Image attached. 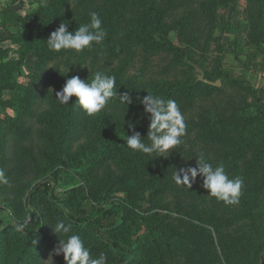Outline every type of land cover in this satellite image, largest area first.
Wrapping results in <instances>:
<instances>
[{"label":"trees","instance_id":"1","mask_svg":"<svg viewBox=\"0 0 264 264\" xmlns=\"http://www.w3.org/2000/svg\"><path fill=\"white\" fill-rule=\"evenodd\" d=\"M234 6V0L38 1L34 10L21 17L23 30L11 37L17 43V49L0 47V105L11 108L14 112L5 110L0 119V152L7 147L4 144L6 139L13 134L22 133L26 117L35 116V112L30 109H38L45 104L43 113H36L38 123L63 129L58 149L61 156L57 157L60 162L47 168V174L43 178L44 186L48 189L47 198L57 214L70 222L75 230L96 222L94 237L107 251L115 254L114 264H133L138 261L147 243L152 245L163 261L173 258L171 264H176V259L182 252L187 256L191 255L192 204L196 194L202 197V203L206 207L210 204V198L220 208L224 205L208 195V190L202 187L199 177L191 188L179 186L173 180L175 170L195 164L185 156L195 155L197 150L214 166L223 164L225 169L230 162H226L223 155L227 151L238 150L240 154L236 157L237 163L250 167V177L244 179L239 205H228L226 210L223 208L220 212L212 210V207L210 211L208 208L205 210L206 220L211 219L216 226L209 235L202 237L200 264H259L260 258L264 256V224L254 210L257 204L255 191L260 187L264 188V178L256 177L264 166L255 157L259 155V149L264 154V144L258 148L247 137L251 132L259 137L258 127L264 133L261 97L256 95L247 78L231 76L230 72L222 71L219 72L221 85L218 86L199 79V73H196L199 72L197 68L204 72V64L202 60L197 61L195 51L202 49L203 57L211 52L215 42L209 34L212 25L220 24L219 29L224 30L226 23L232 25L231 22L238 21L228 18V11L233 10ZM92 11L100 14L103 27L107 30L102 45L78 54L49 50L47 39L61 22L68 23L69 31L75 30L79 24L90 20L88 13ZM171 33L176 35L177 41L171 37ZM8 52L17 53L19 58L7 59ZM232 52L238 55V49L233 48ZM30 53L36 58L35 68L27 82H20L15 77L22 73L19 63ZM157 56L161 58V63L156 62ZM50 62H53V66L48 69ZM182 66L189 68L184 72L183 78H171L169 73L173 67ZM153 69L157 72L151 73ZM96 71L114 75L117 93H130L134 103L127 107L116 97L95 116H87L79 109L75 104V96L70 98L67 105L59 103L55 94L63 88L68 78L79 76L90 81ZM204 77L212 80L205 72ZM200 83L204 86L201 93L197 88ZM4 88L12 89L11 98L3 99ZM246 90L247 93H244ZM148 93L158 94L178 103L185 116L187 135L183 138L184 142L167 158L154 157L151 163L142 164L143 160L134 159V155L131 159H134L133 162H124L122 157L113 156L128 148L126 140L119 141L117 135L119 130L130 129L128 115H142L143 106L139 101ZM250 94L254 97L248 100ZM115 113H122L123 116L117 120ZM92 121L96 123L101 147L85 145L82 152L85 157H81L78 163H71L63 155V146H66L73 134L86 133L92 127ZM148 123L147 120L145 129L135 131L141 132L143 136L144 132L147 135ZM27 130H31V127ZM127 132L129 134L125 132L126 135L133 134ZM245 136L248 146L236 148L237 144H242ZM81 160L83 161L80 163ZM99 161L113 167L102 178L97 174H90L92 168L96 167L93 163ZM144 166L147 172L142 174ZM124 167L129 173L123 179L121 170ZM65 172L80 175L85 183H90V189L104 183L107 192L103 200L91 193L95 200L91 207L81 212L67 210L65 201L56 194L55 187ZM111 173L116 175L115 179L110 180ZM74 176L70 178L73 179ZM82 186L84 188V184L80 187ZM41 190L46 189L39 183L27 196L26 214L31 219L23 232L15 230L16 223L12 222L11 214L0 206V233L4 230L2 225L7 224L11 226L6 227L11 228L19 239H28L20 249L19 263L30 253L29 249L35 244L36 235L47 231L44 212L35 201V196ZM111 191H122V195L109 196ZM108 197H111L110 200H107ZM160 197L167 200V216L172 226L158 227L155 232L156 228L152 224L153 210ZM134 199H138L140 203L137 212L140 225L132 230L128 241H123L115 237L116 232L127 222ZM109 201L111 205L107 206L106 202ZM111 216L114 219L104 221ZM119 218L122 222H119ZM166 218L162 221L165 222ZM25 219L26 217L20 220V223ZM142 227H146L144 232Z\"/></svg>","mask_w":264,"mask_h":264},{"label":"rangeland","instance_id":"2","mask_svg":"<svg viewBox=\"0 0 264 264\" xmlns=\"http://www.w3.org/2000/svg\"><path fill=\"white\" fill-rule=\"evenodd\" d=\"M38 1L47 2V0H0V47H12L17 49L18 45L11 37L17 36L18 32L23 30L21 17L27 12L34 10ZM234 4V9L228 11V18L238 19L239 22H231L232 25L226 23L225 31L219 29L221 28L220 24L212 25L209 29V34L213 36L215 42H213L211 52L203 57L204 51L200 48L197 49L195 51L197 61L202 60L204 64L203 70L212 80L220 78L219 72L222 71L230 72L231 76L247 78L256 95L261 97V103L264 107V0H234ZM171 37L177 41V37L174 33H171ZM233 48L238 49V55L232 52ZM8 54L7 59L19 58L18 54L15 52H8ZM156 62L161 63V58L157 56ZM35 65V56L31 53L28 54L27 57L23 59V62L19 63L22 73L15 76L18 81L27 82L33 73ZM52 66L53 62H50L48 64V69ZM157 67H159V65H157ZM188 69L189 68L186 66L179 68L173 67L169 75L171 78L180 80L185 75L184 72ZM150 72L156 73L157 71L153 69ZM196 73L198 74L199 72ZM197 88L200 91L199 93H201L204 86L200 83L197 85ZM244 93H247V90ZM12 94V89L4 88L2 94L3 99L11 98ZM248 96V100L254 97L252 94ZM43 107H45V104H42V107L38 109L31 108L30 111L35 112V116L33 118L26 117L27 121L23 126L22 133L13 134L4 141L7 147L0 152V169L5 171L9 183L7 185H0V206H3L5 210L11 214L12 222L20 223V220L25 217H30L26 214V200L28 194L37 184L41 183L46 190H41L37 193L35 201L44 212L47 231L45 230L36 235V242L29 249L30 253L19 263L18 255L20 249L26 244L28 239H19L15 236L11 228L6 227L11 225H3L4 230L0 233V264H65L63 255H55L53 251L59 243V238L54 233L53 227L57 221L64 219L57 214L52 203L48 200L46 195L48 189L44 186L45 184L43 182V178L45 174H47V168L52 167L53 164L60 160L58 156L61 155L58 149L59 142L63 136V129L38 123L36 113H43L42 110H45ZM5 110L9 113H14L12 111L13 109L4 108L3 105H0V119L4 116ZM122 116V113L114 114L117 120ZM127 117H130V123L133 125V128L128 130L122 129L126 134H129L127 131L133 132V129H145L147 119L143 113L142 115L141 113H134ZM95 122L97 123L96 120ZM96 123L94 124L92 121V127L90 126V129L86 133H83V135H79L78 133L73 134L67 141L66 146H63L65 147L63 155L69 158L71 163H78L81 157H85V155H82L85 145L101 147L102 142L99 141ZM29 126L31 130H27ZM261 130L262 129L258 127L259 137H257L254 132H251L249 136L247 135L258 148H261L264 144V133L263 130ZM124 131L119 130L120 133L117 135L119 141L125 140L127 135ZM140 134L143 136L141 132ZM143 139L147 143L145 132ZM86 140L91 144L87 143ZM246 140L245 136V138L242 139V144H237L236 148H238V146H248V144L245 143ZM199 154L197 150L195 155H187L185 158L196 163V156ZM239 154L240 151L235 150L233 152L227 151L223 155L224 159L227 160L226 162H230L225 171L228 173L229 177L240 176L243 177V179H248L250 177V167L244 163H237L236 157L239 156ZM258 154L259 155H257L255 159L260 162L261 166H264V154L260 152V149L258 150ZM113 156L117 158L122 157L124 162H133L134 159H141L143 160L142 164L146 162L151 163V160L154 159V156L149 157L138 152H133L129 148L122 149ZM191 156L192 158H190ZM132 158L134 159L131 160ZM82 161L83 160H81L80 163ZM93 165L96 167L92 168L90 174H97L101 178L106 174L107 170L113 168L109 163H105L104 161H99V163L94 162ZM193 166H195V164ZM144 168L145 166L142 169V174L147 172ZM121 172V177L123 179L126 177L127 173H129V171L125 170V167ZM74 174L76 173H63L62 180L55 186L56 194L65 201L67 210L81 212L91 207L95 202L91 193H95L96 198L103 200L107 192L104 183L100 184L97 188L90 189L88 187L90 183H85L86 181L80 175L74 176ZM72 175L74 176L73 179L70 178ZM109 176L110 180L116 178V175L113 176L112 173ZM256 177L259 179L264 178V168ZM81 184H84V188L83 186L80 187ZM121 192L122 191H111L109 196H113L114 194L122 195ZM255 194L257 204L254 206V210L259 214L258 218L263 220L264 224V188H258ZM109 198L111 197H108L107 200H110ZM196 199H194L192 204V252L190 256H187L184 252L180 253V256L176 259V264H186L188 261H190L191 264H200L203 246L202 237L209 235L212 228L216 226L211 219L208 221L206 220L205 210L207 208L209 210L212 207V210L220 212V209L225 208L226 210V208H228L226 205L220 208L217 202L211 200V198L210 204L206 207L202 203V197L198 194H196ZM161 200L162 197L159 198L153 210L152 224L156 228L155 232L158 230V227L172 226L171 221L168 219L169 216H167V200H165V198ZM139 204L138 199L133 200L129 215L126 218L127 222L116 232V238L128 241L133 232L132 230L139 227L140 221L137 214ZM106 205L110 206V201L106 202ZM185 216L187 217L188 215ZM165 217H167L166 221L163 222L162 219ZM107 218L104 221L114 219L113 216ZM64 221L68 223L66 220ZM119 222H122L120 218ZM95 226L96 222L88 226H83L79 230L73 229V232L78 234L85 245L91 248L95 257L98 258L101 253H104L107 257V264H114L115 254L112 251H107L105 246L99 240L95 239ZM145 229L143 228L142 232H144ZM212 252L215 254V250ZM262 258H264V256H262ZM172 260L173 258L171 257L167 258L165 261L160 259L159 254L153 249L152 245L147 243V247L145 246L140 253L139 260L133 264H171Z\"/></svg>","mask_w":264,"mask_h":264},{"label":"clouds","instance_id":"3","mask_svg":"<svg viewBox=\"0 0 264 264\" xmlns=\"http://www.w3.org/2000/svg\"><path fill=\"white\" fill-rule=\"evenodd\" d=\"M90 20L79 24L75 30L69 31L68 23H60L47 39L49 50L55 53H81L91 50L96 45H102L107 30L98 12L88 13ZM56 99L62 105L69 104L75 96V104L87 116H95L103 111L110 102L118 97L123 105L134 103L128 92L117 93L116 77L104 71H96L92 79L84 80L79 76L68 78L63 88L56 92ZM143 106V115L149 121L146 143L144 136L133 129L132 135H127V147L149 157L167 158L177 146L181 145L187 135L185 116L180 106L173 99H166L158 94L148 93L139 101ZM125 115V114H124ZM124 118V117H123ZM129 128L133 125L129 123ZM202 180V187L208 190V195L224 205H239L244 187V179L240 176L229 177L223 164L213 165L203 154L196 156L195 166L181 167L175 170L174 182L183 187L191 188L197 178ZM8 177L0 169V185H7ZM30 222V217L22 223L15 224L17 232H23ZM59 238L58 246L53 250L55 255H63L65 264H107V257L101 253L95 257L91 248L86 246L81 237L73 232L72 224L59 220L53 227Z\"/></svg>","mask_w":264,"mask_h":264},{"label":"water","instance_id":"4","mask_svg":"<svg viewBox=\"0 0 264 264\" xmlns=\"http://www.w3.org/2000/svg\"><path fill=\"white\" fill-rule=\"evenodd\" d=\"M197 70L199 71V76H198L199 79H202V80L207 81L209 83H212L214 85H218V86L221 85V80L220 79L209 80L206 77H204V72L200 68H197Z\"/></svg>","mask_w":264,"mask_h":264},{"label":"crops","instance_id":"5","mask_svg":"<svg viewBox=\"0 0 264 264\" xmlns=\"http://www.w3.org/2000/svg\"><path fill=\"white\" fill-rule=\"evenodd\" d=\"M3 226V225H2ZM0 227H1V225H0ZM262 258V257H261ZM261 258H260V260H261ZM259 264H264V258H262V260L261 261H259Z\"/></svg>","mask_w":264,"mask_h":264}]
</instances>
